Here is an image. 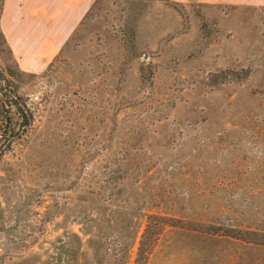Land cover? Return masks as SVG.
Instances as JSON below:
<instances>
[{
  "label": "rangeland",
  "instance_id": "374dc122",
  "mask_svg": "<svg viewBox=\"0 0 264 264\" xmlns=\"http://www.w3.org/2000/svg\"><path fill=\"white\" fill-rule=\"evenodd\" d=\"M49 1L0 0L33 114L5 144L0 92V264H264V5L96 0L33 32Z\"/></svg>",
  "mask_w": 264,
  "mask_h": 264
},
{
  "label": "crops",
  "instance_id": "0c3cea01",
  "mask_svg": "<svg viewBox=\"0 0 264 264\" xmlns=\"http://www.w3.org/2000/svg\"><path fill=\"white\" fill-rule=\"evenodd\" d=\"M96 0H50L49 8L40 7L33 9L30 13L35 18H39L37 27L33 32H44L43 21L46 22L45 30L50 32H74L78 25L92 9ZM221 3L235 5H264V0H216ZM42 9V10H41ZM41 13V16L39 15ZM49 14V15H48ZM50 22V24H49ZM40 25V26H39Z\"/></svg>",
  "mask_w": 264,
  "mask_h": 264
},
{
  "label": "trees",
  "instance_id": "16d2710c",
  "mask_svg": "<svg viewBox=\"0 0 264 264\" xmlns=\"http://www.w3.org/2000/svg\"><path fill=\"white\" fill-rule=\"evenodd\" d=\"M165 1H169V0H165ZM0 92L3 98L5 99V102L7 101V103L13 109V116L14 115L18 116L23 123L19 127H16V124L19 123L16 121L13 124V128H11L10 132L6 136H4L5 144H11L22 135V130H23L22 127L26 128L31 125L33 114L29 109L26 108L25 105H23L19 101L18 97L14 95V93L10 90V86L8 82L7 83L4 82V78H2L1 75H0Z\"/></svg>",
  "mask_w": 264,
  "mask_h": 264
}]
</instances>
